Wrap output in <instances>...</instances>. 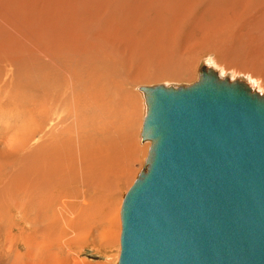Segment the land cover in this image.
Listing matches in <instances>:
<instances>
[{
    "label": "rangeland",
    "instance_id": "1",
    "mask_svg": "<svg viewBox=\"0 0 264 264\" xmlns=\"http://www.w3.org/2000/svg\"><path fill=\"white\" fill-rule=\"evenodd\" d=\"M56 1L60 2V0H0V56L13 55V57L20 58L27 55L30 57L40 55V60L46 62V58L51 57L53 52L59 53L62 49L65 50L64 45L61 46L62 33L57 30V26L59 28L61 25V17L59 15L62 11L58 12L62 7L61 5L56 6ZM84 1L86 0L74 1L76 6H78L71 14L73 19L79 22V25L73 27V36L82 32L81 41L84 38L85 40L91 39L95 41V44L103 45L105 44L104 38L98 36L99 32L112 33L117 30L122 32V35H120L121 39L119 41L110 39L111 43L109 45L115 50L114 55L120 59L121 64L123 63L120 68L121 77L119 75L118 79L121 80V86L129 90L128 98L131 107L127 108V110L133 122L126 130L129 136L123 139L126 147L124 148L125 154L122 155L123 158L121 157L120 162L123 169L121 170L126 172H124V180L118 188L117 196L115 197V202L117 200V203L113 206L112 215L113 217L116 215L114 217V231L110 232L106 228L105 223H95V220L88 224L91 213L84 214L86 204L84 195H81V193H78L80 196L76 197L70 195L69 197L61 196L60 200L55 199L57 190H55L54 182L60 179L61 183V180L66 175L67 177L64 181L67 185H70V188H66V190L77 191L80 188L82 191L84 189L82 177L79 178V187L74 186L76 185L75 179L71 178L73 166H70L73 162L68 163V158L65 163V165L68 163L67 168L66 170L63 169L62 175L57 173L60 176H51V178H47L44 182L41 181L42 183L38 185H36L37 180L33 176L34 173H31L33 174L32 176L31 174L26 176L25 173L21 172L23 170L21 169L22 166L25 168L29 163L28 157L25 158L27 159L26 161L24 159L26 154L32 147L34 148L40 144L42 146L44 138L51 133L56 123V120H52L50 124L47 123L42 132L37 134L35 137L37 139L34 138L32 140L33 143L32 141L30 142L29 147L31 148L26 146L23 149L27 153L20 154L16 158L17 160L15 159L12 169L15 173L11 170L9 172L10 175H8L9 179L7 177V181L5 180V182L9 181L8 183L11 185L12 182L19 181V179L16 180L14 177L23 175V177L20 176L21 179L23 178L22 180L20 179V182H24L22 184L25 185L21 186L22 189L20 186L14 189V191L19 190L18 192L12 191L11 193L12 197L17 198L18 202L13 201L9 206L5 201H3L4 205L0 204V264H118L121 250L122 202L141 170L146 166V159L151 144L150 141H143L141 136L146 113V102L144 93L140 90L141 86L156 84L167 86L190 85L199 79L201 66L204 64L207 66L208 64L219 71L218 73L222 77L229 76L232 80L244 78L243 80L247 81L252 87L253 81L257 79L258 90L264 94V0H257L256 2L255 0H139L138 4L135 3V0H122L121 5L118 6L119 9L115 11H113V8L119 4L120 0H92L93 2L88 0L87 6H81ZM128 1L130 5H128ZM147 2L152 3L153 6L151 8L154 9L149 11L145 8L147 7ZM156 3L158 5L161 4V7H156ZM134 5H136V13L132 11V6ZM247 6L252 9V18L249 23L245 24L243 17L249 10L245 9ZM155 8H157V14L154 12ZM257 8L258 10H256ZM47 9L48 14L45 15L44 12ZM52 10L56 11V14ZM215 11L217 14H215ZM90 13H92L91 20L87 18V22H83L82 17L86 18ZM149 13L151 16H148ZM192 13L194 15L196 13V17H198H195V19ZM110 14L111 23L107 24L105 20ZM231 16L234 18L238 16L236 24L233 23L232 19L234 18ZM228 17L229 21L227 20ZM147 18H149L150 22L146 24ZM186 18L190 20L188 21ZM46 19L50 21L49 26ZM217 20L218 22L215 24ZM230 20H232L233 24ZM44 22L48 27L45 26L44 28ZM112 22H114L113 25ZM219 22L221 26H225L224 28L229 31L225 35L227 39L229 38L228 40H223L224 37L221 38L226 47L221 41V44H217L221 56L216 55L215 51L211 50L212 48L210 49L211 51H208L214 45L213 39H209L211 33L209 34L208 32H211L214 27L222 28L218 25ZM229 23L232 26L235 24V27L232 28ZM201 28L202 30L200 31ZM205 32L208 35V45L205 43L207 37V35H204ZM65 33L68 34L66 30ZM68 35L71 36V33ZM43 36H46V39ZM125 41L127 42L126 47L119 49L118 46H124ZM167 64H176L177 66H173L175 70L181 67L182 70L186 71L179 73L180 75L178 74L177 76L171 75L173 76L172 78L145 77L142 80L138 79L139 81H130V75L135 73L138 78L141 77L139 76L141 72L145 76L158 75L156 73L166 70ZM0 65L3 70L2 76L0 73L1 91L5 92L8 87L9 91L13 81L12 68H8L9 66H5V64ZM3 67L5 68L3 69ZM236 71L242 73L235 74L234 72ZM243 73L250 74L245 75ZM8 74L12 78H9ZM64 74L68 82L53 78L55 85L58 84V86L65 88L66 94H63V96L66 97V104L59 101L48 111L54 114V119L70 115V120L76 121V115L77 119L79 115L81 120V112L75 113L67 106L73 101L71 95L75 96V103H82L73 91V80L76 77H71L66 71H64ZM175 77L176 79H174ZM74 85L77 87L78 84L75 83ZM111 85L110 81L107 80L106 90ZM1 99L5 100L4 97ZM92 99L93 97L85 96L87 102ZM15 112L6 107L0 111V129L5 131L4 128H7L10 123L8 134H5L4 131L1 133L2 131L0 130L1 147H6L9 143L12 144L15 131L19 133V130L14 129L15 126L11 125L14 121L20 123L21 120L23 123L22 117H25V115H17ZM133 112L135 113L133 114ZM16 127L24 129L25 132L28 128L27 125L21 124L16 125ZM110 135L121 147L122 134L119 133V126L115 122L110 125ZM10 136H12V140ZM56 139L57 137H53L50 144ZM23 150L22 152H24ZM66 154H70L68 150ZM80 154H82L81 150L78 152V155ZM23 155L25 156L23 157ZM79 167L80 169L82 167L80 158ZM17 168L19 169L17 170ZM68 170L71 171L70 174ZM76 173L78 175L74 174L77 177L81 176L80 170H76ZM11 176H14V179L10 178ZM29 181H32V183H29ZM45 182L50 184L46 186ZM52 184L55 187H50ZM2 194V197L7 195ZM85 199L89 201L87 206L92 207V198L90 199L86 194ZM73 201L76 204L75 207L72 206ZM84 223H86V227L83 226Z\"/></svg>",
    "mask_w": 264,
    "mask_h": 264
},
{
    "label": "water",
    "instance_id": "2",
    "mask_svg": "<svg viewBox=\"0 0 264 264\" xmlns=\"http://www.w3.org/2000/svg\"><path fill=\"white\" fill-rule=\"evenodd\" d=\"M140 89L151 144L118 264H264V94L205 64L190 85Z\"/></svg>",
    "mask_w": 264,
    "mask_h": 264
},
{
    "label": "bare ground",
    "instance_id": "3",
    "mask_svg": "<svg viewBox=\"0 0 264 264\" xmlns=\"http://www.w3.org/2000/svg\"><path fill=\"white\" fill-rule=\"evenodd\" d=\"M74 1L75 0H60V2L56 1L55 3L56 6L61 5L62 7L58 12L60 13L62 11L60 15L58 14L59 17H61L60 18L61 25L59 26V28L57 26V30L61 31L62 33L61 34L62 35L61 46L64 45L65 50L62 49V51L59 53L53 52L51 57L46 58V62H43L44 61L43 59H42L43 61L40 60V55L37 57H30L27 55V56L20 57V58L13 57V55H7V56L1 55L0 56V64H3V65L5 64V66H9L8 68H12L11 70L12 72L11 71L10 72L11 74H13V81L11 82L12 85L10 84L11 89L8 91V88H9L8 87L5 92H2L0 88V106H1L0 109L2 110L3 108L6 107V108H10L12 111H16L15 113L17 115L18 114L25 115V117L24 116L22 117L23 123L19 119L20 123L17 121H14L13 124L11 125V126H15L14 129L19 130V133L15 131V134L13 135L14 140H16L15 143H13L14 140H12L13 138L12 136H10V139L13 141L12 144L9 143L8 146L6 147L0 146V204L4 205L3 201H5L9 206L13 201L18 202L17 198L12 197L11 193L12 191H14V189H17L19 186L21 188V186L25 185V184L24 185L22 184L24 182L22 183L20 182V179H21L20 176L23 177V175H17V176L15 175L16 177L13 176L16 180L19 179V181L17 180L18 183L17 181L12 182L11 185L8 183L9 181L5 182V180L7 179L8 175H10L9 172L13 169L14 162L17 160L16 158L20 154L27 153V151L25 152L23 149L26 146L28 148H31L29 147L30 142L34 140L37 134L43 131L47 123L50 124L52 120H56V123L54 124V127L51 133L47 135V137L44 138L43 145L41 146L40 144V145L35 146L34 148L32 147L31 150L26 154V156L23 155V157L25 156L24 159L26 157L29 158V163L28 165L25 164L26 165L25 168H23L22 166L21 169L23 170L21 169L20 170L21 172L25 173L26 176H29L31 173H34V175L31 174V176L32 175L35 176L37 181L34 179L33 180L36 181V185H38L39 183L41 184L42 182H44L47 178H51V176L53 177L55 175L60 176L58 174L66 170L67 168L66 166L68 165V163L73 162V164L70 165L71 167L73 166L72 168L73 172L77 174L76 170L77 171L80 170V174H81L80 177H77L78 174L75 175L73 172L71 173V178L75 179V183H76V185L74 186L79 187V178L82 177L81 179L83 180L82 184H83L84 189L82 191L80 190V188H78L77 191L66 190V188H70V185H67L65 183L64 179H66L67 175L64 173L66 177L65 176L64 178L61 177L63 178L61 180V183H60V179H57L54 182V185L56 187L53 184L51 186L49 185L50 187L52 186L55 187V190H57V194H56L57 196L56 198L55 197L54 198L56 200H60L61 196L69 197L71 195V196L76 197V196H80L78 193H81V195H84V201L86 204V206L84 207V211H85L84 214L91 213L88 224L92 222L93 220H95V223H105L106 228H108V230L112 232L114 231L113 230V226L115 225L114 217L116 216L115 215L113 217L112 215V211L114 209L113 206L117 203V200L115 202V197L117 196L118 188L121 186L124 180V177H125L124 172H126V171L124 172L122 171L123 169L121 167V162H120V160L123 158L122 155L125 154L124 148L126 147L123 139L129 136L128 131L126 130H128L127 129L128 126H131V122H133V119L131 120L130 113L127 110V108L131 107L130 106L131 103L128 98L129 90H126V88H123L121 86V80L118 79L119 75L121 77L120 68L121 66H123V63L121 64L120 59L114 55L115 50L111 48V46L109 45V43H111L110 39L113 41H119L121 39L120 35H122V32L118 30L117 31L112 30L113 31L112 33H109L106 31L99 32L98 36L104 38L105 44L103 45L95 44V41L91 39L85 40L84 38L81 41L83 37L82 32L79 35L77 34L73 36L72 35L73 27H76L79 25V22H76L73 19V15L71 14L74 10H76L78 6V5L76 6V3ZM91 1L92 0H90V2ZM256 1L257 0H255V2ZM87 2L89 1L86 0L82 2L81 6H85ZM121 2L122 0H120L118 5L114 6L113 11L119 9L118 6L121 5ZM138 2L139 0H135L136 4H138ZM128 5H130L129 1H128ZM146 5L147 7L145 8H147L149 11L151 9H154V8H151L153 6L152 3L147 2ZM157 6L161 7V4L160 5L157 4L156 7ZM132 8H133L132 11L136 13L135 11L136 5L132 6ZM155 9L156 10L154 12L157 14L158 13L157 8ZM245 9H249L248 6ZM251 10L252 9L250 7V9L247 11V13L243 17L245 24L251 21V18H252ZM256 10H258V8ZM49 13H50V10H49ZM54 13L56 14V11H54ZM196 13L195 15L192 13L194 18L196 17ZM44 14L45 15L48 14V9L44 12ZM215 14H217L216 11H215ZM91 16H92V13H90L88 17L86 18L82 17V21L85 22L86 19L87 18L90 19ZM148 16H151V14L149 13ZM188 18H186V20H188ZM237 18L232 19L233 23L235 24L237 23L236 21ZM46 20L49 26L50 21L49 19H46ZM220 20L222 19L220 18ZM227 20L229 21V17ZM232 20H230L231 23H232ZM105 22H107V24L111 23V14L107 16ZM149 22H150L149 18H147L146 24ZM217 22L218 20L215 22V24ZM211 23L213 22L211 21ZM231 23L229 24L231 25ZM113 24L114 22H112V25ZM235 24L234 26L231 25L232 28L235 27ZM43 25H44V28L45 26L48 27L45 24V22ZM218 25L221 26V23L219 22ZM221 27L222 28L214 27L212 28V30L210 27L211 32H208L209 34L211 33L209 35L210 36L209 39H213V42H214V45H212L208 49V51L212 48L211 50H214L216 55L218 56H221V53H220V50L218 49L217 44L218 43L221 44V42H223L224 44V41H222L221 39L222 37L225 38V39L223 38V40L229 39L225 37V35L228 34L229 31H227V28H224L225 26L224 27L221 26ZM65 30L67 31L68 34L71 33V36L66 34ZM201 30L202 28L200 29V31ZM206 30H209V29H206ZM206 32L204 35H207ZM44 38L46 39V36ZM205 43L209 44L208 35L206 37ZM126 44L127 42L125 41L124 46L122 47L118 46V48L119 49L124 48L126 47ZM224 46L226 47L225 44ZM173 66H177V65L167 64L165 68L166 70L165 71L161 70V72L156 73L158 75H151V76L146 75L145 76L144 74L142 75V72H141L139 73V76L141 77L138 78L137 74L135 73L133 75H130V81L135 82L136 80L138 79L142 80L145 77L146 78L155 77V78H162V79L172 78L173 76L171 75L177 76L179 73L186 71V70H182L181 67H179L178 70L177 69L175 70ZM207 66L209 65L207 64ZM4 68L5 67H3V69ZM0 70H2L1 67H0ZM64 71L68 72L71 75V77H76L73 80V91H74V94H76L80 98L82 103H79V102L75 103L74 102L75 96L71 95L73 98V101L71 104L67 106L70 107L72 111L75 113L81 112L82 114L81 120H80L79 115H78V119L76 115V121L70 120V115H67V116L64 115L62 118L54 119V114L48 111L55 103L59 101H62L66 104L65 102L66 97L63 96V94L64 95L66 94L65 88L58 86V84L55 85V80H54L55 78L59 81L68 82L67 77L64 74ZM0 73L2 76L3 70L0 71ZM234 73L241 74L242 72L236 71ZM243 74L248 75L250 73H243ZM10 76L11 75H9L8 77L12 78ZM174 79H176V77ZM107 80H109L110 83L112 84L108 90H106ZM255 80L256 81L252 80L253 81L252 85H253V88L256 90V88L258 87L257 86L258 81L257 79ZM75 83L78 84L77 87H75L74 85ZM85 96L93 97V99L90 102H87L85 100ZM2 97H4L5 100L1 99ZM134 113L135 112H133V114ZM113 122H115L119 126V133L122 134L123 141H122L121 147L118 146V142L116 140H113L110 135V125ZM20 124L28 126L26 132L24 129L22 130L21 128L16 127V125H20ZM9 125L7 126V128H4L5 131L3 130L5 134H8L10 131ZM55 127H58V128H55ZM3 131L1 133H3ZM53 137H57V139L52 144H50L52 142ZM146 141H150V140H146ZM22 150L24 152H22ZM67 150L70 154H66ZM80 150L82 154L78 155V152ZM51 154L54 156H52ZM79 158H80V163L82 166L81 169L79 167ZM66 159L68 160V163L65 165L67 161ZM26 160L27 159H25V161ZM64 165L65 167L63 168ZM18 169L19 168H17V170ZM68 169H70V167H68ZM17 170H16V173H17ZM68 172L70 174L71 171L68 170ZM13 173L15 172L13 171ZM13 177L11 176L10 178H13ZM23 181H26V180H23ZM30 182L32 183V181H29V183ZM45 183H46L45 184L46 186L47 184H50L47 182ZM18 191L19 190L14 191V192L16 193ZM2 193L7 194V195L2 197L3 195ZM86 194L90 197V199L92 198L91 199L92 207L87 206L89 204V201L85 199ZM22 197H23V194H22ZM72 206L73 207L76 206L74 201L72 202ZM83 226L86 227V223H84Z\"/></svg>",
    "mask_w": 264,
    "mask_h": 264
},
{
    "label": "crops",
    "instance_id": "4",
    "mask_svg": "<svg viewBox=\"0 0 264 264\" xmlns=\"http://www.w3.org/2000/svg\"><path fill=\"white\" fill-rule=\"evenodd\" d=\"M258 86V85H257ZM257 90H258V87L256 88ZM258 91H260V90H258Z\"/></svg>",
    "mask_w": 264,
    "mask_h": 264
}]
</instances>
